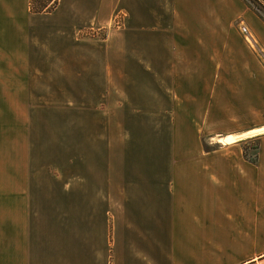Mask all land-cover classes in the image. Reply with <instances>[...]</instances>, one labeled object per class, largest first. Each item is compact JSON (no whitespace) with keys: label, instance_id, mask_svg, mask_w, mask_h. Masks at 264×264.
I'll return each instance as SVG.
<instances>
[{"label":"crops","instance_id":"1","mask_svg":"<svg viewBox=\"0 0 264 264\" xmlns=\"http://www.w3.org/2000/svg\"><path fill=\"white\" fill-rule=\"evenodd\" d=\"M125 1L172 26L191 58L178 71L181 128L217 146L174 145L168 173L119 178L114 194L102 179L32 177L30 75L47 68L35 65L32 0H0V264H264V162L243 148L264 136L252 119L264 112V18L245 0Z\"/></svg>","mask_w":264,"mask_h":264},{"label":"rangeland","instance_id":"2","mask_svg":"<svg viewBox=\"0 0 264 264\" xmlns=\"http://www.w3.org/2000/svg\"><path fill=\"white\" fill-rule=\"evenodd\" d=\"M245 1L264 18L260 3ZM130 4L32 0L35 65L47 68L30 75L32 177L102 179L114 194L119 178L168 173L177 145L215 147L216 138L193 139L181 128L178 71L191 58L176 53L172 26L148 23ZM247 44L258 50L256 41ZM41 55L55 58L44 62ZM243 148L246 160L264 162V136Z\"/></svg>","mask_w":264,"mask_h":264},{"label":"built area","instance_id":"3","mask_svg":"<svg viewBox=\"0 0 264 264\" xmlns=\"http://www.w3.org/2000/svg\"><path fill=\"white\" fill-rule=\"evenodd\" d=\"M241 33L244 35L247 42H249L250 44H253L255 40L246 25L241 26Z\"/></svg>","mask_w":264,"mask_h":264},{"label":"bare ground","instance_id":"4","mask_svg":"<svg viewBox=\"0 0 264 264\" xmlns=\"http://www.w3.org/2000/svg\"><path fill=\"white\" fill-rule=\"evenodd\" d=\"M234 138L233 137H230V138H227L226 141H232Z\"/></svg>","mask_w":264,"mask_h":264},{"label":"trees","instance_id":"5","mask_svg":"<svg viewBox=\"0 0 264 264\" xmlns=\"http://www.w3.org/2000/svg\"><path fill=\"white\" fill-rule=\"evenodd\" d=\"M31 10L33 11V8H31Z\"/></svg>","mask_w":264,"mask_h":264}]
</instances>
